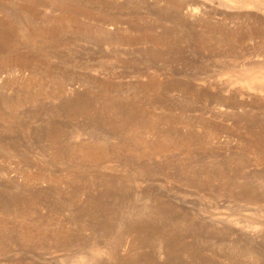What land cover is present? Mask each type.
<instances>
[{
	"label": "rangeland",
	"instance_id": "374dc122",
	"mask_svg": "<svg viewBox=\"0 0 264 264\" xmlns=\"http://www.w3.org/2000/svg\"><path fill=\"white\" fill-rule=\"evenodd\" d=\"M0 264H264V0H0Z\"/></svg>",
	"mask_w": 264,
	"mask_h": 264
}]
</instances>
